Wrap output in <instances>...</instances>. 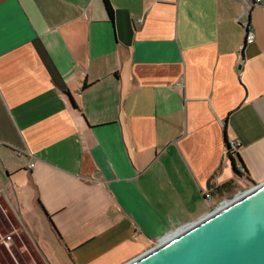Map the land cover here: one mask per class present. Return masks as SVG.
I'll list each match as a JSON object with an SVG mask.
<instances>
[{"label": "crops", "instance_id": "1", "mask_svg": "<svg viewBox=\"0 0 264 264\" xmlns=\"http://www.w3.org/2000/svg\"><path fill=\"white\" fill-rule=\"evenodd\" d=\"M108 1L0 0V209L42 264H126L264 182V3Z\"/></svg>", "mask_w": 264, "mask_h": 264}, {"label": "water", "instance_id": "2", "mask_svg": "<svg viewBox=\"0 0 264 264\" xmlns=\"http://www.w3.org/2000/svg\"><path fill=\"white\" fill-rule=\"evenodd\" d=\"M126 264H264V182Z\"/></svg>", "mask_w": 264, "mask_h": 264}, {"label": "rangeland", "instance_id": "3", "mask_svg": "<svg viewBox=\"0 0 264 264\" xmlns=\"http://www.w3.org/2000/svg\"><path fill=\"white\" fill-rule=\"evenodd\" d=\"M0 171V180H3L6 174L2 169ZM4 196L5 198L7 197V195H2L1 201L5 203L7 198L5 199ZM4 209L7 211L6 205L4 206ZM16 215L17 219L15 220V223H19V225L27 231L21 217L17 213ZM40 223L42 224L43 229L48 227V231V222L41 219ZM14 225H11L4 212L0 209V264H42L41 257L37 253V251L41 253V250L36 245V241L33 239L35 249L26 237V231L24 230L25 233H21V231L17 228V225H15L16 227ZM12 232H14L13 241L9 242L6 246L2 241V237L7 236Z\"/></svg>", "mask_w": 264, "mask_h": 264}, {"label": "built area", "instance_id": "4", "mask_svg": "<svg viewBox=\"0 0 264 264\" xmlns=\"http://www.w3.org/2000/svg\"><path fill=\"white\" fill-rule=\"evenodd\" d=\"M250 3L254 4V5H262L264 3V0H249ZM138 22H142L141 19L138 20ZM256 40V36L253 32V30L249 27L247 28V31H246V39H245V44L241 47L240 49V52H242L244 50V48L248 45H251L255 42ZM230 145V152H231V155L233 158H236V155L237 152H238V148L240 146L239 143H236V142H231V143H228ZM34 165H30V169H33ZM239 168V171H243V169L238 166ZM205 198L208 200V201H211L212 200V195L210 193H207L205 194ZM224 205V204H223ZM221 205V206H223ZM13 235H14V232H12L11 234L7 235V236H4L2 237V241L7 245L9 242H12L13 241Z\"/></svg>", "mask_w": 264, "mask_h": 264}, {"label": "trees", "instance_id": "5", "mask_svg": "<svg viewBox=\"0 0 264 264\" xmlns=\"http://www.w3.org/2000/svg\"><path fill=\"white\" fill-rule=\"evenodd\" d=\"M103 4H104V6H105V9H106V11H107V13H108V16H109V18L111 19V20H113V9H112V7H111V5H110V3H109V1L108 0H103ZM84 87H86V85L84 86ZM73 103H74V101H73ZM75 104V103H74ZM227 154H228V158H230V160L232 161L233 160V167H234V171L237 173V175H242L241 173H244L243 171H239V169L238 168H236V163H234V158L232 157V155H231V152H230V145L227 143ZM236 157H237V159L240 161V158L238 157V155H236ZM241 168L243 169V166L241 165ZM52 228L57 232V230H56V228L54 227V225L52 224Z\"/></svg>", "mask_w": 264, "mask_h": 264}, {"label": "bare ground", "instance_id": "6", "mask_svg": "<svg viewBox=\"0 0 264 264\" xmlns=\"http://www.w3.org/2000/svg\"><path fill=\"white\" fill-rule=\"evenodd\" d=\"M171 236V235H170ZM169 237V236H168Z\"/></svg>", "mask_w": 264, "mask_h": 264}]
</instances>
